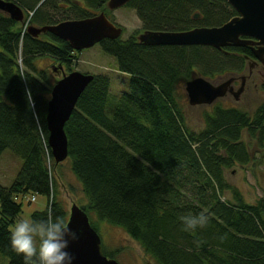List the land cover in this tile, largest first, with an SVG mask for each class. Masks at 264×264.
Instances as JSON below:
<instances>
[{"label":"trees","instance_id":"obj_1","mask_svg":"<svg viewBox=\"0 0 264 264\" xmlns=\"http://www.w3.org/2000/svg\"><path fill=\"white\" fill-rule=\"evenodd\" d=\"M7 1L22 7L25 22L36 27L111 12L108 0ZM127 6L142 30L153 31L220 26L237 15L226 0H133ZM25 22L0 11V156L9 148L23 160L14 182L0 184V253L8 264H24L9 242V226L22 212L20 197L48 198L33 220L45 219L49 210L69 219L57 174L62 162L56 164L48 144L53 83L37 58L48 56L73 71L84 51L50 32L33 36ZM139 33L99 43L117 63L124 85L119 99L111 96L113 76L95 74L65 125L66 160L88 197L80 207L97 231L93 213L125 229L156 264H264V196L248 203L226 178L235 163L253 160L244 130L264 149V103L254 115L216 104L205 115L206 127L195 132L177 96L180 75L198 71L216 79L244 71L251 46L145 45ZM201 211L208 225L183 231L180 217ZM103 249L117 258V250Z\"/></svg>","mask_w":264,"mask_h":264},{"label":"water","instance_id":"obj_2","mask_svg":"<svg viewBox=\"0 0 264 264\" xmlns=\"http://www.w3.org/2000/svg\"><path fill=\"white\" fill-rule=\"evenodd\" d=\"M131 1L133 0H108L107 8L115 10ZM226 1L236 10L237 15L220 26H200L184 31L144 30L137 38L145 45H206L219 50L228 46H251L256 60L248 61L250 69L253 68V62L258 61L264 67V0ZM0 11L19 22L25 19L24 9L13 1L0 0ZM194 17L198 18L199 15L195 14ZM28 32L36 37L50 32L69 42L73 49L82 51L104 39L121 37L123 28L114 23L105 11H101L91 17L64 20L52 25H30ZM93 78V74L72 71L64 73L52 88L46 121L48 144L56 164L68 158L65 125ZM233 80L234 78H230L219 84L210 78L199 76L186 82L185 91L191 105H211L232 90L230 86ZM243 87L244 84L236 92L237 99ZM67 222L78 236V239L70 242L68 249L74 257L73 264H120L117 259L104 253L99 232L92 226L87 212L78 204L72 205Z\"/></svg>","mask_w":264,"mask_h":264},{"label":"rangeland","instance_id":"obj_3","mask_svg":"<svg viewBox=\"0 0 264 264\" xmlns=\"http://www.w3.org/2000/svg\"><path fill=\"white\" fill-rule=\"evenodd\" d=\"M109 17L124 29L121 36L124 39L129 38L138 30H140V33L142 32V23L136 11L129 6H122L111 10ZM61 65L63 64L57 63L48 56L37 58V66L39 69L49 72L53 86L63 77L64 73L72 72L68 71L65 65L61 68ZM72 67L73 71H81L93 75L100 73L111 74L114 79L111 86V96L114 101L119 99L124 85L120 73H118L117 63L112 56L102 50L99 44L82 51ZM199 76L202 75L198 71H194L190 76L180 75L177 84V96L185 113L187 125L195 132H199L206 127L205 115L208 112H212L216 104H221L223 107L237 106V108L247 111L250 115H254L258 106L264 103V88L261 87L259 92H255L251 96L252 98L248 100L246 96L241 98V101H237L234 98H220L211 105H191L185 91V84L187 81ZM227 77L228 74L219 76L213 80L217 82L218 78L225 79ZM242 139L249 146L253 160L247 165L235 163L231 168L226 170V178L231 185L240 190L246 202L255 204L264 196V149L259 146L255 138L250 136L247 130L243 131ZM22 164L23 160L19 155L9 148L5 149L0 156V184L6 186L12 184ZM57 174L60 183V196L69 213L74 203L79 206L80 204L88 203V197L84 193L78 178L72 172L69 160H65L58 166ZM31 196L32 194H28V196L19 198L18 201L22 203V212L17 219L21 217L32 219L35 211H42L47 207L48 198L46 196L35 194L36 200L29 201L27 197L31 198ZM225 197L232 198L231 192H227ZM93 221L98 225L102 243L107 250H117L119 252L116 259L120 264H156L144 251L141 244L133 239L125 229L106 221H97L96 213H93ZM9 260L6 255L0 253V264H8Z\"/></svg>","mask_w":264,"mask_h":264},{"label":"clouds","instance_id":"obj_4","mask_svg":"<svg viewBox=\"0 0 264 264\" xmlns=\"http://www.w3.org/2000/svg\"><path fill=\"white\" fill-rule=\"evenodd\" d=\"M210 217L203 211L196 215L180 217L181 228L193 232L205 228ZM78 239L68 222L49 210L45 219L21 217L9 226L11 249L22 255L24 264H73L74 257L68 250L70 242Z\"/></svg>","mask_w":264,"mask_h":264},{"label":"flooded vegetation","instance_id":"obj_5","mask_svg":"<svg viewBox=\"0 0 264 264\" xmlns=\"http://www.w3.org/2000/svg\"><path fill=\"white\" fill-rule=\"evenodd\" d=\"M252 59L256 60L254 53L252 57L248 58L249 61H252ZM220 78L217 79V83L219 84L226 82L230 78H234L230 86L232 90L228 91V93L224 97H222V99L234 98L237 101H241V98L246 96L248 100L252 98L251 96L255 92H259L261 87L264 88V67L263 64L259 61L257 63L253 62V68L251 69L250 67H248L240 73L228 74V77L225 79H220ZM242 84H244V87L242 89L241 95L237 99L236 92L238 91L239 88H241Z\"/></svg>","mask_w":264,"mask_h":264},{"label":"built area","instance_id":"obj_6","mask_svg":"<svg viewBox=\"0 0 264 264\" xmlns=\"http://www.w3.org/2000/svg\"><path fill=\"white\" fill-rule=\"evenodd\" d=\"M33 200H35V198L33 197Z\"/></svg>","mask_w":264,"mask_h":264}]
</instances>
